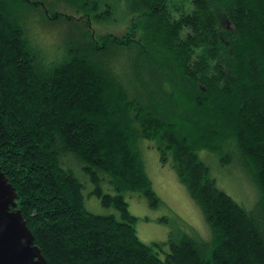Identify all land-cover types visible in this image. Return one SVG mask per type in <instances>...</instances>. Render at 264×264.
<instances>
[{"label": "trees", "instance_id": "trees-1", "mask_svg": "<svg viewBox=\"0 0 264 264\" xmlns=\"http://www.w3.org/2000/svg\"><path fill=\"white\" fill-rule=\"evenodd\" d=\"M56 1L81 17L0 0V168L48 264H264V0H124L137 18L121 37L93 28L114 0ZM35 11L68 26L49 62L25 26ZM142 141L175 171L210 240L171 238L164 259V244L141 241L124 194L161 203ZM204 151L250 175L253 209L218 187ZM74 166L119 218L86 209Z\"/></svg>", "mask_w": 264, "mask_h": 264}, {"label": "rangeland", "instance_id": "rangeland-1", "mask_svg": "<svg viewBox=\"0 0 264 264\" xmlns=\"http://www.w3.org/2000/svg\"><path fill=\"white\" fill-rule=\"evenodd\" d=\"M56 2V0H46V5L48 8H54L59 12L81 17V13L69 8L64 3L56 6ZM114 2L117 3L116 13L112 15L111 20L93 23V28L99 36L109 34L121 37L129 32L131 23L137 18L135 15H127L128 11L124 0H114ZM40 13V11L31 13L32 15L25 21V26L34 46L41 50L40 53L44 54L46 61L49 62L62 55L68 26L42 21ZM152 146V143L142 141L140 150L146 172L152 181L153 190L161 203L152 204L146 195L134 192L125 193L124 199L128 203L131 214L137 218L136 230L139 238L147 245L164 244L161 248H156L159 257L164 259L169 253L167 243L171 238L177 239L183 235H188L210 240L212 234L202 213L189 196L186 188L180 183L175 171L170 165L161 164L159 152ZM200 157L209 166L218 187L222 191L246 208H254L259 199V194L250 175L238 163L223 166L216 155L206 151L201 152ZM74 169L77 178L85 185L86 209L96 215H114L119 218V212L116 209L105 207L98 197L90 195L94 185L81 169L77 166H74ZM103 187L105 192L116 194L110 185Z\"/></svg>", "mask_w": 264, "mask_h": 264}, {"label": "water", "instance_id": "water-1", "mask_svg": "<svg viewBox=\"0 0 264 264\" xmlns=\"http://www.w3.org/2000/svg\"><path fill=\"white\" fill-rule=\"evenodd\" d=\"M17 198L15 188L0 168V264H48L17 210Z\"/></svg>", "mask_w": 264, "mask_h": 264}]
</instances>
